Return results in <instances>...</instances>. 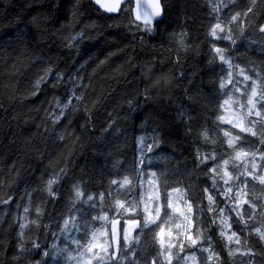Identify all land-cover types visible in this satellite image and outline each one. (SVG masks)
I'll list each match as a JSON object with an SVG mask.
<instances>
[{
    "label": "trees",
    "instance_id": "16d2710c",
    "mask_svg": "<svg viewBox=\"0 0 264 264\" xmlns=\"http://www.w3.org/2000/svg\"><path fill=\"white\" fill-rule=\"evenodd\" d=\"M225 2L163 0L164 17L148 32L130 24L127 13L103 14L92 0H0V264L55 263L64 251L56 237L65 221H75L69 218L73 202L95 212L101 209L100 193L111 202L118 187L110 182L123 179L126 165L139 164L140 137L157 138V175L185 190L193 204L192 231L199 227L201 245L211 247L219 260L206 262L207 252L187 245L183 253L195 252L204 264H264V241L254 232L264 223V198L255 199L256 218L247 227L233 224V230H243L242 243L247 237V247L256 253L249 257L229 255L204 192L211 189L208 169L215 161L201 163V156L221 147L215 130L218 108L232 88L221 92L219 81L229 72L242 81L239 68L254 78L264 70V0H256L253 12L232 24L230 15L246 10L248 0ZM214 6L220 10L213 11ZM217 17L232 29L235 44L208 35ZM81 32L83 38L72 39ZM213 44L225 47L239 68L213 60ZM69 100L72 110L57 107ZM49 180H55L51 194ZM217 184L216 192L227 187L221 180ZM77 187L84 194L80 198ZM258 190L256 197H264V185ZM215 198L218 208H229L222 192ZM154 255L150 244L135 245L134 254L128 251V259Z\"/></svg>",
    "mask_w": 264,
    "mask_h": 264
},
{
    "label": "snow or ice",
    "instance_id": "6c2138e0",
    "mask_svg": "<svg viewBox=\"0 0 264 264\" xmlns=\"http://www.w3.org/2000/svg\"><path fill=\"white\" fill-rule=\"evenodd\" d=\"M78 2L79 0H77ZM94 2L107 13H127L130 24L135 25L137 29H140L142 25L143 29L148 32L153 30L154 21L162 15L161 0H94ZM233 2L235 0H226L224 6ZM255 4L256 0H248L247 9L231 14L228 24L236 22L242 16L247 17L249 13L253 12ZM219 10L214 6L213 11ZM260 31L264 32V27H261ZM241 32H243V28H241ZM231 33L232 29L217 17L216 22L210 25L208 35L213 40L230 41L231 44H235L236 40ZM83 35V32L77 33L72 39L83 38ZM69 46L75 45L70 44ZM212 47L215 52L213 60L218 58L220 62L234 70L239 68L238 65L232 64L231 58L226 55L225 47L215 44ZM50 73V68L45 70L44 75L36 81L35 88L38 89ZM238 75L243 77L242 81L234 79L232 72H229L227 77L220 81L221 89L232 85L229 90L231 94L225 92L226 98L219 105L215 126L221 146L226 145L225 152L220 154L219 159L214 152L202 155L201 163H206L208 160L215 161V164L208 169V172L212 173L210 177L212 180L211 189H204L208 201L207 211L217 213V216L212 219V224H218L219 235L225 239L229 255L240 252L241 255L251 257L256 253L252 248L247 247L248 238L245 237L242 243L240 237L243 230L241 229L238 233L233 230V224H243L247 227L249 221L256 218L255 199L264 198H249L247 191L249 183L253 181L264 185V76L256 74L254 78L247 74L243 68H239ZM57 79L59 80L60 77L58 76ZM240 84H243V88L239 86ZM35 94L33 91L32 95ZM73 95L77 101L83 100V96H76L75 93ZM70 104H72L71 100L67 101L63 107L67 109ZM55 120L59 121L60 116L57 115ZM203 135L207 140L208 130H205ZM217 138H213L211 142L217 143ZM146 140V137L139 139L141 171L145 164L146 153L158 146L156 137L152 138L151 144H148ZM143 174L147 179L137 180L136 183H133V180L128 176H124L122 180H112L110 183L117 185L118 188L117 194L111 202L105 201L104 193L99 194L97 198L101 202V209L96 216L91 218L92 221L99 222V227H93L91 231L86 230L83 243L80 239H71V243L77 246L78 255L72 256L70 253L69 258L76 260L77 264H123L125 260H128V264H173V260L178 258L183 259L184 264H188L189 261L196 262L195 252L185 257L179 256V253L184 252L187 245L197 251L207 252L206 262L214 259L219 260L218 254L211 247L201 245L203 233L199 227L194 233L192 231L193 204L189 201L185 190L167 184L162 174L159 176L156 172H144ZM136 175L139 177L140 173L138 172ZM217 177L227 186L220 192L231 202L228 209L218 208L216 205L215 196L220 194L215 191L218 188ZM236 181L239 182V185H236V192L233 196L231 194ZM53 183L55 180L48 182L50 194ZM137 187L141 191L136 199L129 201L126 197L120 196V189L131 191ZM83 195L77 187L76 197L80 198ZM93 200V196H87V201ZM2 202L7 203V200ZM245 205H247V209H245ZM200 210L197 205V211ZM27 211L28 209L25 208V212ZM110 211H114V214L109 215ZM245 212L248 213L247 219ZM232 213L234 216L231 215ZM261 217L264 219V212L261 213ZM69 223V221H65L66 230ZM71 223L73 226L75 225V221H71ZM195 223L198 225L200 222L197 220ZM20 227L24 228L25 225L22 224ZM254 232L259 240L264 241V223L255 227ZM142 238H144V244H142ZM149 244L155 249V255L151 260L128 259V251L133 250L134 254L135 245L146 248ZM233 244L239 247L233 249L231 247Z\"/></svg>",
    "mask_w": 264,
    "mask_h": 264
},
{
    "label": "rangeland",
    "instance_id": "374dc122",
    "mask_svg": "<svg viewBox=\"0 0 264 264\" xmlns=\"http://www.w3.org/2000/svg\"><path fill=\"white\" fill-rule=\"evenodd\" d=\"M257 73H259L260 76H264V70H262V68L259 69V71H257ZM241 79L243 80V77H241ZM220 81H219L218 87H219V90L221 92H223V89L221 90V88H220ZM240 87L243 88V86H240ZM237 95H239V94L237 93ZM57 107H62L64 110H72L75 107V105L74 104H70L67 109H65L61 105H57ZM51 118L54 119V117H51ZM69 118H70V116L64 122L65 124L68 122ZM60 138H62L61 140H64V135H62ZM225 148H226V145L223 146V147L221 146V147H219L216 150V152H214L217 155V158L218 159H219L220 154L225 152ZM257 162L260 163L259 161H257ZM126 167H129V166L126 165ZM217 180H220L219 177H218ZM171 183H175V182H171ZM171 183H167V184L170 185ZM259 185L260 184L258 182H255V181L249 183L248 189H250V193H249V194H251L250 195V198H256V196L258 195L257 193H259V190H258L259 189ZM122 190H124V189H121V191ZM40 195H41L40 194V191H35L34 192V196L36 198H38ZM88 203H92V201H88ZM72 212H73L72 214L74 215V220L75 219H78L79 216H81L83 225H85L89 220H91V218L94 215V213H93L94 212V209L90 205H86L84 208H82V207L79 206L78 201H74L73 202V204H72ZM76 231H77V234L74 233L73 236H70V229H68L67 232H66V235H65L64 240L66 242H68V238H70V239H80L81 240V243H83L84 240H85V231H86V229L81 228V227L80 228L79 227H76ZM64 249H65V247H64ZM71 264H77V261L74 260V259H72Z\"/></svg>",
    "mask_w": 264,
    "mask_h": 264
},
{
    "label": "water",
    "instance_id": "95a60500",
    "mask_svg": "<svg viewBox=\"0 0 264 264\" xmlns=\"http://www.w3.org/2000/svg\"><path fill=\"white\" fill-rule=\"evenodd\" d=\"M92 3L94 4V6H95L97 9H99L100 11H102V12H103L104 14H106V15L116 16V15L120 14V13H115V14H113V13H107V12H105L103 9H100L99 6L95 4L94 0H92ZM161 7H162V15H161L160 17H158L154 22H156V21H160V20H162L163 17H164L163 0H161Z\"/></svg>",
    "mask_w": 264,
    "mask_h": 264
},
{
    "label": "flooded vegetation",
    "instance_id": "af4514ba",
    "mask_svg": "<svg viewBox=\"0 0 264 264\" xmlns=\"http://www.w3.org/2000/svg\"><path fill=\"white\" fill-rule=\"evenodd\" d=\"M123 223V221L121 220V224Z\"/></svg>",
    "mask_w": 264,
    "mask_h": 264
},
{
    "label": "bare ground",
    "instance_id": "6f19581e",
    "mask_svg": "<svg viewBox=\"0 0 264 264\" xmlns=\"http://www.w3.org/2000/svg\"><path fill=\"white\" fill-rule=\"evenodd\" d=\"M134 18V17H133ZM137 124V123H136ZM252 235V234H251Z\"/></svg>",
    "mask_w": 264,
    "mask_h": 264
}]
</instances>
